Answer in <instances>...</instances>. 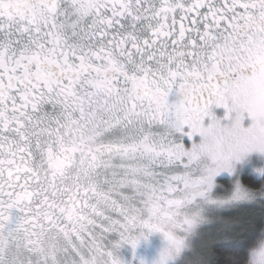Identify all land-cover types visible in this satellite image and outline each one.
Instances as JSON below:
<instances>
[{
    "label": "snow or ice",
    "instance_id": "1",
    "mask_svg": "<svg viewBox=\"0 0 264 264\" xmlns=\"http://www.w3.org/2000/svg\"><path fill=\"white\" fill-rule=\"evenodd\" d=\"M0 264H264V0H0Z\"/></svg>",
    "mask_w": 264,
    "mask_h": 264
}]
</instances>
